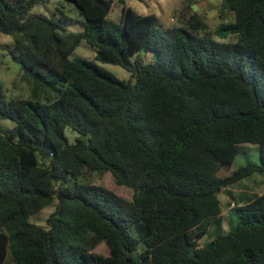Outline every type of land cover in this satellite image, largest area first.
Listing matches in <instances>:
<instances>
[{"label":"trees","instance_id":"trees-1","mask_svg":"<svg viewBox=\"0 0 264 264\" xmlns=\"http://www.w3.org/2000/svg\"><path fill=\"white\" fill-rule=\"evenodd\" d=\"M44 1L0 0V36L31 85L6 101L0 80V264L9 252L13 264H264V192L229 188L264 179V0H220L214 28L187 5L167 29L132 7L110 19L113 0H68L81 31L30 13ZM83 40L132 79L71 59ZM245 143L260 163L219 175ZM106 172L132 199L92 180ZM221 193L238 222L200 245ZM49 205L44 226L31 221Z\"/></svg>","mask_w":264,"mask_h":264},{"label":"rangeland","instance_id":"rangeland-1","mask_svg":"<svg viewBox=\"0 0 264 264\" xmlns=\"http://www.w3.org/2000/svg\"><path fill=\"white\" fill-rule=\"evenodd\" d=\"M220 0H113V7L108 17L112 20L120 22L123 7H132L134 10L141 14L154 13L158 17V26H163L164 29L171 27L173 24H179L178 20H186L185 18H178L175 14V10L178 8L187 9V5L190 6V14L199 13L204 15L206 21L210 27L214 28L219 18L216 14V6ZM210 11L212 13L210 14ZM32 14H43L48 17H60L64 16L68 19V30L81 31L84 29L85 17L80 13L78 7L68 0H45L44 2L36 4L30 11ZM202 15V17H203ZM178 18V19H177ZM185 22V21H183ZM231 39H234L231 37ZM11 51L20 53V49L17 47L15 38L12 35L1 34L0 36V80L3 84V94L5 100L9 101L12 98H28L31 94V85L29 81L24 77V71L19 61L13 58ZM96 49L91 46L86 40H83L81 44L71 53V59L86 58L96 61L100 66L111 72L114 76L121 80L132 79L131 72L123 67L111 63L101 62L95 59ZM145 60H156L157 55L154 53H141ZM7 127H13L11 121H6ZM66 135L70 143H74L78 137V132L67 128ZM247 163H260V150L257 144L245 143L242 144L241 152L237 155L236 160L230 170L226 168L220 169L219 175H224L240 166ZM92 180L100 182L106 188L114 191L118 195L124 196L127 199H132L134 189L119 185L116 182L114 175L111 172H106L102 178L94 176ZM229 188L234 189L238 194L248 192H258L262 194L264 192V179L259 175L247 178L242 182L235 183ZM219 197L223 203V215L220 222H215L212 227L201 239L200 245H203L217 235L228 232L232 226H235L238 222V215L234 210L236 202L228 197L225 193L219 194ZM231 203V204H229ZM52 207L46 206L43 210L31 217V221L41 226L46 223V217ZM109 252L106 245L100 246L98 251ZM143 253V251H141ZM145 258V255H143ZM7 264H13L12 257L9 252L6 259Z\"/></svg>","mask_w":264,"mask_h":264}]
</instances>
